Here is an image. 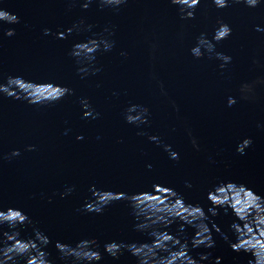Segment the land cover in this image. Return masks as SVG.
I'll return each instance as SVG.
<instances>
[{"label":"water","instance_id":"1","mask_svg":"<svg viewBox=\"0 0 264 264\" xmlns=\"http://www.w3.org/2000/svg\"><path fill=\"white\" fill-rule=\"evenodd\" d=\"M85 2L0 0V8L20 19L19 24L0 26V83L21 76L74 92L42 107L0 95V210L23 211L32 223L16 231L25 241L34 238V231L48 236L51 243L45 250L54 264H66L59 259L57 241L74 247L96 239L103 255L100 264H136L127 252L113 260L104 253L105 243L150 242L146 233L135 230L139 221L125 200L99 215L83 212L93 187L147 193L142 199L149 203L154 185L173 189L186 204L202 206L234 241L230 225L236 217L230 209L227 215L218 209L219 215L212 217L207 195L221 183L234 182L264 197V84L258 83L264 80V0L255 8L229 0L223 9L200 0L194 19H181L170 0H128L119 9L101 8L93 0L86 10ZM218 21L232 29L228 39L215 44V52L232 58L223 69L215 53L209 58L205 52L200 59L191 54L201 34L212 41ZM9 28L15 29L12 37L4 35ZM45 29L52 34L45 36ZM57 33L67 38L57 39ZM91 39L114 42V47L97 52L93 63L71 55L74 45ZM80 68L88 75L78 74ZM95 69L99 72L92 75ZM244 85L252 92L242 93ZM229 97L236 99L232 107ZM82 99L99 114L96 119L83 118ZM132 105L148 109L147 124L126 122ZM244 139L252 145L240 155L236 149ZM164 145L179 153L178 161L169 158ZM14 151L20 154L12 156ZM12 231L7 224L0 226V239ZM167 231L182 241L187 238L197 260L212 253L200 264L217 257L221 264H249L252 258L233 251L214 230L212 249H192L195 229L185 226L181 232L179 221Z\"/></svg>","mask_w":264,"mask_h":264},{"label":"clouds","instance_id":"2","mask_svg":"<svg viewBox=\"0 0 264 264\" xmlns=\"http://www.w3.org/2000/svg\"><path fill=\"white\" fill-rule=\"evenodd\" d=\"M93 0H86L82 7L86 10ZM101 8L110 7L119 9L128 0H98ZM235 4H244L249 8H255L259 5L260 0H231ZM172 5L178 6L181 12V19H194L195 9L200 4V0H170ZM217 9H223L229 6V0H212ZM19 17L3 8H0V26L2 24H19ZM219 27L215 29L212 41L206 38L205 34H201L198 38L197 46L191 49V54L200 59L205 52L209 54L215 53V58L222 61L220 68L231 63V57L223 53L215 52V44L228 39L232 34V29L225 23L218 21ZM74 27H77L74 25ZM91 26H89L90 28ZM73 29H67L66 32L71 34ZM257 31H260L258 28ZM45 36L51 35L50 29H45ZM7 37L15 35V29L9 28L4 32ZM111 35V33H110ZM57 39H66L64 33H57ZM213 41L215 43H213ZM114 42L105 39H91L87 42L76 44L73 46L71 55L78 61L83 59L89 63H93L96 53L101 50L104 52L112 51ZM125 56L126 53H121ZM99 72V69L92 71V75ZM88 75L85 68L78 69V74ZM83 78V77H82ZM264 84V80L258 81ZM242 93H251L252 87L244 85L241 88ZM72 89L60 86L54 83H36L27 81L21 76L8 77L7 81L0 83V95L16 100H24L33 106H46L54 104L62 100L64 97L73 95ZM243 99H248V95H244ZM84 109L85 119H96L98 113L94 114L91 105L87 99L80 101ZM236 104V99L228 98V106L232 107ZM135 113V114H133ZM125 120L129 124L137 126L148 123V109L138 105H132L126 110ZM78 140L83 139L82 136L77 137ZM149 139L160 143L159 138L152 136ZM193 146L197 147L196 141H192ZM252 140L244 139L237 145V153L245 155V150L251 147ZM32 147L28 151H33ZM164 151L168 153L169 158L174 161L179 160V153L172 150L171 145H164ZM20 153L14 151L12 156H18ZM151 169V165L148 166ZM191 187L190 184L186 185ZM156 194H148L152 197L151 203L142 199L147 194L127 195L124 193H114L111 191L97 190L95 187L90 189L92 199L87 202L82 211L85 213L102 214L104 209L114 202L125 200L129 203L133 210L134 218L139 221L135 225V230L146 233L150 238V242H132L124 243L111 241L104 244V253L113 260H118L125 252L136 258V264H200L201 261H208L212 256L211 252L201 254L199 259H195L190 255L188 247L189 240L187 238L181 240L179 234L174 236L167 229L175 222L181 223V232L185 231V226L195 229L194 236L190 243L192 249L204 247L212 249L216 242L212 232L222 236L223 240L229 244L231 249L237 253L243 252L249 254L252 258L249 264H264V197L255 194L243 184L234 182L221 183L216 186L207 195V200L211 207L208 213L212 217L219 215L218 209H225L227 215L230 209L236 220L230 225L235 240H231L228 235L221 232L220 227L209 219V215L205 213L204 208L200 205L186 204L178 193L173 189L154 185ZM62 193L61 198L70 194ZM163 196L161 199L160 195ZM30 218L21 210L9 208L6 211L0 210V226L7 224L13 231L3 232V238L0 239V264H20L23 260L24 264H54L51 254L47 252L48 245L51 243L48 236L40 231H34V238L23 240L20 232L16 231L18 226L31 224ZM211 224V228L209 227ZM55 248L59 253V259L66 264H100L103 259L102 253L99 251L100 245L96 239L81 240L73 247L57 241ZM210 264H221L219 257L215 258Z\"/></svg>","mask_w":264,"mask_h":264}]
</instances>
